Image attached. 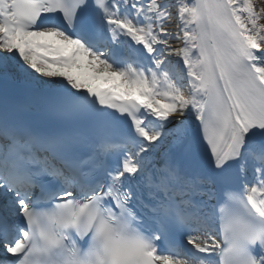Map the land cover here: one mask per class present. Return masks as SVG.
<instances>
[{"label": "snow or ice", "instance_id": "6c2138e0", "mask_svg": "<svg viewBox=\"0 0 264 264\" xmlns=\"http://www.w3.org/2000/svg\"><path fill=\"white\" fill-rule=\"evenodd\" d=\"M0 264H264V0H0Z\"/></svg>", "mask_w": 264, "mask_h": 264}]
</instances>
